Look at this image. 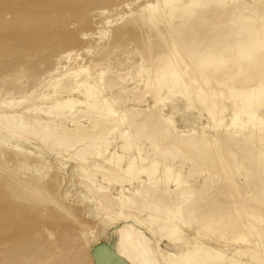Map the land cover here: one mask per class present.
Wrapping results in <instances>:
<instances>
[{"label": "rangeland", "instance_id": "374dc122", "mask_svg": "<svg viewBox=\"0 0 264 264\" xmlns=\"http://www.w3.org/2000/svg\"><path fill=\"white\" fill-rule=\"evenodd\" d=\"M76 82L93 85L98 107L159 116L165 127L147 129L157 126L148 135L160 144L145 141L144 126L115 130L114 117L67 151L59 139L51 151L0 127V264H132L123 226L148 231L160 264L156 242L169 253L192 250L196 260L211 251L226 257L208 264L264 263V191L256 182L264 178V0H0V114L33 116L25 110L54 104L36 117L70 116L68 127L89 128L94 115ZM68 99L79 110L72 104L73 116L55 106ZM165 130L193 145L164 142ZM131 154L145 158L152 177L125 171ZM181 175L194 180L188 199L176 191ZM141 180L149 184L143 190ZM154 211L176 219L182 234L174 244L152 232L159 224L143 221ZM195 234L201 240L192 244Z\"/></svg>", "mask_w": 264, "mask_h": 264}, {"label": "bare ground", "instance_id": "6f19581e", "mask_svg": "<svg viewBox=\"0 0 264 264\" xmlns=\"http://www.w3.org/2000/svg\"><path fill=\"white\" fill-rule=\"evenodd\" d=\"M81 82V81H80ZM78 83V82H76V84L77 85H79L78 87H79V94L81 95H85V96H87V98H86V100H84V101H82L81 103H82V105H83V103H84V105H88L89 106V108L88 107H86V108H88V109H90V111L89 112H91L92 113V115H94V121H92V123L90 124V126H89V128H86V126L83 124V123H72L73 125L71 126V127H68L69 125L67 124V120H71V118L72 117H70L69 116V118H63L62 120L63 121H61V122H55V121H53V120H51V119H47V120H43V119H41V117L40 118H37L36 117V114L37 113H46L47 115H48V113L47 112H53V111H55L56 109H54V102L52 103L53 105H51V107H41V106H39V107H29V108H27L26 110H25V112H29V113H32V114H34L33 116H24V115H22V114H18V113H5V114H0V127H1V129H4L5 131H7V132H9V133H11V134H13V135H16L17 137H20V138H22L23 140H28V139H30L31 137H33V139L36 141V142H38V143H40V144H42L44 147H46L47 149H49V150H51L52 151V149L55 147V146H57V148H59V146H58V142H57V140L56 139H59V145L60 146H62V147H64L65 148V150L67 149V150H72L74 147H75V145H76V143H79V142H76V140H74L76 137H78V138H81L82 140H81V142L83 141V139L85 138L86 139V136H90V134H92V130L90 129V127L91 126H93V125H97L98 127H100L99 125L101 124V123H103V122H105L107 119H112L111 117H114L113 118V120H114V122H116V123H114L115 124V130H116V128H117V126L119 125V124H121V123H123V124H126L125 126H127V129L128 130H130L131 132H133L134 130H135V128H136V130L137 131H140V128L142 129V127L144 128V129H142V130H144L143 132H142V130H141V132H136L135 133V135H139V134H137V133H141L140 135L142 136V135H146V133L147 132H149V130L147 129V125L150 123H156L157 125L158 124H160L161 126L160 127H165V125H164V121L161 119V118H159V116H152V117H148V116H138V115H133V114H131V113H127L126 115H124V116H122V115H120V113L119 112H117V111H115L112 107H110V106H106V104L105 105H103V106H97V102L96 101H93V97L91 98V96H90V94H93V92L92 91H94L93 89V85H90V87L89 88H87V86L86 87H84V88H81V85H82V83ZM72 84H74V83H72ZM76 85V86H77ZM70 86V85H69ZM74 86H75V84H74ZM73 86V87H74ZM77 87V88H78ZM75 88V87H74ZM93 88V89H92ZM87 94H89V96L87 95ZM78 96V95H77ZM79 97V96H78ZM83 98H85V97H83ZM73 99H75L76 100V98H73ZM82 99V98H81ZM79 100V99H78ZM77 100V101H78ZM75 102V101H74ZM77 103V102H76ZM72 104H73V102H72V100L71 99H68L67 101L65 100L64 102H60V103H58V104H55V106H57V108L60 110L59 112L63 115L66 111L65 110H68V112L66 113V114H70L71 116H73V114L71 113V112H69L70 111V109H72V108H74L73 106H72ZM74 105V104H73ZM79 105H81L80 104V102H79ZM74 106H76V105H74ZM77 107V106H76ZM75 107V108H76ZM56 108V107H55ZM81 108V107H80ZM78 109V107L76 108V110ZM81 110V109H80ZM84 110H86L85 109V106H84ZM63 111H65L64 113H63ZM72 111L73 112H76V111H74V109H72ZM79 110H77V112H78ZM58 112V113H59ZM81 113H83V111L81 110L80 111ZM86 113H88V112H85V114ZM50 114V113H49ZM75 114V113H74ZM77 114V116H78V114L79 113H76ZM119 114V115H118ZM157 114V113H156ZM51 115V114H50ZM76 116V117H77ZM81 116V115H80ZM57 117H59V116H57ZM128 118H130L131 119V122H128L127 123V121H128ZM96 119V120H95ZM100 119H101V121H100ZM108 121V120H107ZM153 121V122H152ZM87 122V121H86ZM89 123V122H88ZM105 123H107V122H105ZM68 125V126H67ZM103 125H105L104 123H103ZM110 126V125H109ZM97 127V129H101V127L100 128H98ZM129 127V128H128ZM151 127V126H150ZM152 127H154V125L152 126ZM159 127V128H160ZM121 128V127H120ZM123 128V127H122ZM156 128H157V126H156ZM156 128H154L155 130H156ZM0 129V130H1ZM92 129H95V127H93ZM118 129V128H117ZM148 131H147V130ZM154 129H153V133H154ZM1 131V132H5V131ZM60 130H64L63 132V134H61L60 133ZM99 130H98V132H99ZM118 130H120V129H118ZM117 130V131H118ZM126 130V129H125ZM127 130V131H128ZM151 130H152V128H151ZM150 130V131H151ZM101 131V130H100ZM126 131V132H127ZM130 131H128L127 132V134L130 132ZM145 131H147L146 133H144ZM165 131H167V130H165ZM164 131V132H165ZM115 132V131H114ZM120 132V131H119ZM130 132V133H131ZM158 132V131H157ZM168 132V131H167ZM170 132V131H169ZM166 133L165 132V134H163L164 135V142L166 141V139L167 140H169V139H171L172 138V140L174 141V145H172V146H182V145H187V144H189V143H192L191 141H186V138L184 137V136H180V137H175L173 134H172V132H170V133ZM110 133V132H109ZM118 133V132H117ZM124 133V132H123ZM123 133H122V135H123ZM151 134L150 132L149 133H147V135L148 134H150V135H154V134ZM6 134H8V133H6ZM115 134V133H114ZM119 135H120V133H118ZM125 135H126V133H124ZM134 134V133H133ZM8 135H10V134H8ZM129 135V134H128ZM127 135V136H128ZM146 135V136H147ZM150 135H148V136H150ZM62 136V137H61ZM129 136H131V134L129 135ZM134 136V135H133ZM145 136V137H146ZM109 137V136H108ZM112 137V136H111ZM119 137V136H118ZM123 137V136H122ZM140 137V136H139ZM136 138V137H135ZM138 138V137H137ZM32 139V140H33ZM85 139H84V142H85ZM128 139V138H127ZM151 139V136L147 139V140H145V141H151V143H153V142H155V141H153V140H150ZM112 141V140H111ZM153 141V142H152ZM170 141V140H169ZM76 142V143H75ZM84 142H82V144L84 143ZM100 142H102V141H100ZM156 142H158V141H156ZM155 142V143H156ZM57 143V144H56ZM95 143V142H94ZM105 143V142H104ZM126 143V142H125ZM159 143V142H158ZM56 144V145H55ZM129 144V143H128ZM160 144V143H159ZM165 144V143H164ZM78 145V144H77ZM84 145V144H83ZM127 145V144H126ZM191 145V144H190ZM189 145V146H190ZM192 145H193V143H192ZM114 146V145H113ZM159 146V145H158ZM161 146V145H160ZM160 146H159V148H160ZM188 146V145H187ZM188 146V147H189ZM97 146H95V148H96ZM163 147V146H162ZM56 148V147H55ZM135 148L136 147H134V150H135ZM139 148V147H138ZM137 148V149H138ZM177 148V147H176ZM175 148V149H176ZM179 148V147H178ZM98 149V148H97ZM103 149V148H102ZM106 149V148H105ZM105 149H104V151H105ZM117 149V148H116ZM130 149V148H129ZM137 149H136V151H137ZM164 149V148H163ZM64 150V151H65ZM66 150V151H67ZM148 150V149H147ZM156 150V149H155ZM165 150H167V149H165ZM169 150V149H168ZM63 151V150H62ZM63 151V152H64ZM81 151V150H80ZM83 151V150H82ZM81 151V152H82ZM103 151V150H102ZM128 151V150H127ZM126 151V152H127ZM170 151V150H169ZM179 151V150H178ZM98 152H100V151H98ZM124 152V151H123ZM141 154H142V152L141 151H139ZM155 152V151H154ZM103 153V155H104V152H102ZM108 153V152H107ZM116 153V152H115ZM140 153L139 154H137V155H140ZM157 153V152H156ZM162 153V152H161ZM169 153H171V151L169 152ZM174 153V152H173ZM176 153V152H175ZM88 154V153H87ZM93 154V153H92ZM97 154V153H96ZM114 154V153H113ZM121 154V153H120ZM119 154V155H120ZM78 155V154H77ZM101 154H99V156H96L97 158H102V156H100ZM105 155H107V154H105ZM132 155H135V154H131V156H129L128 158H129V160L127 161V167H126V172H131V174L134 172V170H140L141 171V173H144L145 174V176H147V177H152L153 176V173L151 174V170H150V173H149V171H147L146 172V170H144L145 169V166H144V169H142V167H143V162L144 163H146V160H145V158H138L137 157V155L136 156H132ZM157 155H159V153L157 154ZM171 155H173L172 153H171ZM91 156H93V155H91ZM87 157V156H86ZM113 157H115V156H113ZM144 157V156H143ZM75 158V157H74ZM116 158V157H115ZM127 158V159H128ZM138 158V159H137ZM77 159V158H76ZM103 159H106V157L104 158L103 157ZM110 159H112L111 157H110ZM77 160H79V159H77ZM76 160V161H77ZM82 160V159H81ZM100 160V159H99ZM96 161H98V159L96 160ZM102 162H99V163H103L105 160H101ZM21 162V161H20ZM19 162V164H20V166L21 165H24L22 162L20 163ZM78 162V161H77ZM126 162V161H125ZM98 163V164H99ZM105 163V162H104ZM103 163V164H104ZM27 164V163H26ZM25 164V167L27 166ZM96 164V163H95ZM101 164L100 165H97L96 164V167H101ZM152 166V165H151ZM24 167V168H25ZM29 167L31 168L32 166H30L29 165ZM29 167H28V169H29ZM34 167V166H33ZM106 167H107V165H106ZM153 167H154V165H153ZM35 168V167H34ZM111 168V167H110ZM121 168V167H120ZM125 168V167H124ZM155 168V167H154ZM27 169V168H26ZM36 169H37V167H36ZM35 169V170H36ZM40 169V168H39ZM101 169H105V166H103V168L101 167ZM117 169V168H116ZM142 169V170H141ZM152 169V168H151ZM32 170V169H31ZM35 170H32L33 172L35 171ZM162 170V169H161ZM99 171V170H98ZM102 171V170H101ZM108 171V170H107ZM114 171V170H113ZM120 171V170H119ZM153 171V170H152ZM156 171V170H155ZM36 172V171H35ZM137 172V171H136ZM166 172V171H165ZM164 172V173H165ZM32 173V172H31ZM112 173V172H111ZM137 173H139V171L137 172ZM34 175H35V173H34ZM33 175V176H34ZM37 175V174H36ZM121 176V175H120ZM160 178V177H159ZM103 180H106V179H103ZM168 181V180H167ZM35 182L37 183V184H39L40 183V178L38 177V175L37 176H35ZM83 182V181H82ZM119 183H121V184H123V183H126V182H131V179H125V178H123V180H121V181H118ZM135 182H136V180H135ZM256 182L258 183V185H259V187H261V190H263L264 191V178H260V179H258V180H256ZM140 183H141V189L143 190V189H145V188H147L148 187V183H147V181H145V180H141L140 181ZM158 183V182H157ZM175 183L177 184V193H179L180 195H184V193H187L188 191H189V193H190V191L192 192V191H196L195 190V188H194V186L192 185L193 183H194V180L192 179V177L190 176V175H181V176H179L176 180H175ZM26 184V183H25ZM206 184V183H205ZM86 185V184H85ZM87 186V185H86ZM34 191V190H33ZM184 191V192H183ZM260 191V190H259ZM258 191V192H259ZM263 191L262 192H260V194L262 193L263 194ZM197 192V191H196ZM176 193V192H175ZM38 194V193H37ZM109 194V193H108ZM108 194H106V195H108ZM178 194V195H179ZM259 194V195H260ZM261 194V195H262ZM38 195H40L41 197H45V195H43L42 193H39ZM148 195H151L150 193H147L146 195H145V200L144 201H146L147 200V198L149 197ZM188 193H187V199L188 198H190V197H188ZM191 195V194H190ZM193 195H194V193H193ZM110 196V195H109ZM108 196V198H107V200L111 203V204H114V205H117V204H119V202L115 199V198H112V197H109ZM177 196V195H176ZM186 196V195H185ZM192 196V195H191ZM195 196H196V194H195ZM262 196H264V195H262ZM136 197V196H135ZM158 197H161V196H158ZM175 197V196H174ZM193 197V196H192ZM150 198V197H149ZM162 198V197H161ZM173 198V197H172ZM180 198V197H179ZM184 198V197H183ZM170 199V198H169ZM186 199V200H187ZM171 200H173V199H171ZM175 200V199H174ZM150 201V200H149ZM148 201V202H149ZM182 201H184L185 202V199L184 200H182ZM181 201V202H182ZM147 202V203H148ZM147 203H145L146 205H147ZM173 203V202H172ZM186 203V202H185ZM144 203L142 204V205H145ZM141 205V206H142ZM145 205V206H146ZM144 206V207H145ZM149 206V205H148ZM143 206H142V208H140L142 211H143V208H144ZM156 208V207H155ZM168 208V207H167ZM144 210H146V208L144 209ZM152 211H153V208H152ZM174 211V210H173ZM177 211V210H176ZM147 212V211H146ZM170 212V211H169ZM172 213H174V212H171V214ZM147 218H144L143 219V221H145L146 222V224H149V228H151L152 227V225L153 224H159V226L160 227H157V228H155V229H152V232L153 233H162V235H163V238H166L167 240H169V241H171L172 243H175L176 241H178L177 239H176V237H177V235H178V233L180 232L179 231V227H178V225H177V222H176V219L175 218H173V217H171L170 216V213L169 214H167L166 215V217H163L162 215L160 216V215H158L155 211L153 212V213H151V212H148L147 213ZM169 215V216H168ZM165 216V215H164ZM168 216V217H167ZM172 216H173V214H172ZM178 216V215H177ZM176 216V217H177ZM178 218H180V217H178ZM233 222V221H232ZM238 222V221H237ZM237 224V223H236ZM232 225V224H231ZM240 225V227H241V224H239ZM242 225H243V223H242ZM248 225H251L252 227H255V229H256V225L257 224H255V223H251V224H248ZM237 226V225H236ZM244 226H245V224H244ZM181 227V226H180ZM243 227V226H242ZM260 227V226H259ZM258 227V228H259ZM244 228V227H243ZM246 229H247V226L245 227ZM244 228V229H245ZM258 228H257V230H258ZM121 229H125L124 231H125V233L123 234L122 232L120 233V236L122 235V246H124V248L125 249H123V250H125L124 251V253L123 254H125V255H127V256H129V255H132V256H129V257H127L128 259H129V262H131L132 264H160L159 263V261H158V259L156 258V255H155V253H154V250H153V248H152V243H150V241L145 237V236H143V234H142V232L141 231H136V230H133V228H131V227H129V226H123V228H121ZM244 229H243V231H244ZM246 229H245V232H246ZM250 228H248V230H249ZM255 229H254V231H255ZM241 230V229H240ZM248 230H247V232H248ZM253 230V229H252ZM198 231V230H197ZM243 231H242V233H243ZM261 231V230H260ZM245 232L243 233L244 235H245ZM246 232V233H247ZM256 232V231H255ZM258 232V231H257ZM253 234V232H251V229H250V234ZM259 233V232H258ZM180 234H182L181 232L179 233V235ZM248 234V233H247ZM246 234V236H244L245 238L248 236ZM178 235V236H179ZM162 237V236H161ZM249 237V236H248ZM121 238V237H120ZM178 238V237H177ZM198 238V234H195V237L191 240V242H192V244L193 243H195V241H196V239ZM199 238H200V236H199ZM198 238V239H199ZM243 238V237H242ZM201 239H199L198 241H200ZM241 240V239H240ZM245 240V239H244ZM244 240H241L240 241V243L242 242L243 243V241ZM234 241V240H233ZM235 241H236V239H235ZM202 242V241H201ZM206 242V241H205ZM236 242H238L239 243V241L237 240ZM155 244V243H154ZM199 244V243H198ZM201 244H203V243H201ZM207 244V243H206ZM210 245V244H209ZM245 245V244H244ZM156 248H157V251L159 252V254H160V256H161V259H162V261H163V263L164 264H193V263H197L198 264V262H200V260L202 261V262H206V264H208L207 262L210 260V259H213V257L215 258V257H217V256H219V258H217V259H219V261L221 260V259H223L224 257H223V255H221V253H218L219 252V249L218 250H216L217 251V253L218 254H220V255H217V256H215V254L211 251V254H209V253H207V252H209V251H207L210 247H206L207 248V250L206 249H203V251L204 250H206L207 252V255L205 256H201L200 257V255H202L203 253V251L201 252L202 254H200L199 255V257L201 258H198L197 260H196V255H195V253H193L192 252V250H187V252L185 251V252H179V253H177V254H174V253H169V252H167V251H165V250H163V249H161V247H159V243L158 242H156ZM198 246V245H197ZM202 246V245H201ZM220 246V245H219ZM247 246V245H246ZM120 247H121V245H120ZM200 247V246H199ZM229 247V246H228ZM248 247H249V249L251 248V249H253L252 247H256V244L255 245H248ZM247 247V248H248ZM202 248V247H201ZM200 248V249H201ZM203 248H204V246H203ZM213 248H215V247H213ZM263 248V247H262ZM121 249V248H120ZM211 249V248H210ZM209 249V250H210ZM255 249V248H254ZM220 250H221V248H220ZM238 250V249H237ZM244 251V250H243ZM247 251V250H246ZM251 251V250H250ZM254 251V250H253ZM256 251H259V249L258 250H256ZM261 251V250H260ZM263 251V253H264V250H262ZM126 252V253H125ZM224 252V251H223ZM241 252H242V249H241ZM245 252V251H244ZM244 252H242V253H244ZM234 253V252H233ZM252 253H255V252H252ZM260 253H262V252H259V254ZM230 254V253H229ZM235 254H238V252L237 253H235ZM258 253H257V255H259ZM234 255V254H233ZM232 255V256H233ZM238 255H241V254H238ZM235 256H237V255H235ZM263 259H264V254L262 255H260ZM126 257V256H125ZM126 258V259H127ZM226 258V257H225ZM237 258V257H236ZM258 258V257H257ZM261 258V259H262ZM200 259V260H199ZM228 259H229V257H228ZM239 259V258H238ZM248 259H249V257H248ZM259 259V258H258ZM214 260V259H213ZM212 260V261H213ZM226 260V259H225ZM225 260H223V262L225 261ZM252 260V259H251ZM198 261V262H197ZM216 261V260H215ZM222 261V260H221ZM240 261H242V260H240ZM250 261V260H249ZM248 261V262H249ZM253 261L254 260H252V263H253ZM256 261H258V260H256ZM263 260H260L259 259V263L260 262H262ZM201 262V263H202ZM214 262V261H213ZM213 262H211L212 264H213ZM216 262H218V260L216 261ZM226 262V261H225ZM229 262V261H228ZM210 263V264H211ZM220 263V262H219ZM219 263H217V264H219ZM237 263V260H233V261H231L230 260V263H227L226 262V264H236ZM246 263V262H245ZM203 264V263H202ZM205 264V263H204ZM222 264H224V263H222ZM249 264H250V262H249ZM254 264V263H253ZM256 264V263H255ZM258 264V263H257ZM264 264V263H263Z\"/></svg>", "mask_w": 264, "mask_h": 264}, {"label": "crops", "instance_id": "0c3cea01", "mask_svg": "<svg viewBox=\"0 0 264 264\" xmlns=\"http://www.w3.org/2000/svg\"><path fill=\"white\" fill-rule=\"evenodd\" d=\"M143 230H144L143 232L141 231L142 233H145V232L148 233V231H146L144 228H143ZM163 239H164V238H163ZM164 240H166L167 242H169V243H171V244H174V243H172L171 241H169V240H167V239H164Z\"/></svg>", "mask_w": 264, "mask_h": 264}]
</instances>
